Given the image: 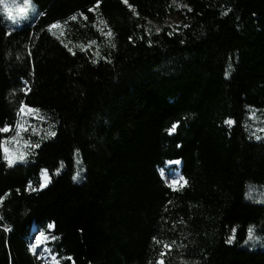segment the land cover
Here are the masks:
<instances>
[{
    "label": "trees",
    "instance_id": "16d2710c",
    "mask_svg": "<svg viewBox=\"0 0 264 264\" xmlns=\"http://www.w3.org/2000/svg\"><path fill=\"white\" fill-rule=\"evenodd\" d=\"M5 1L0 264H43L40 232L58 264H264L247 243L251 229L264 240V203L248 197L264 187V132L247 129L264 110V0H30V20ZM61 22L99 60L50 31ZM25 107L48 111L56 137L10 165L3 129ZM168 162L182 187L161 177Z\"/></svg>",
    "mask_w": 264,
    "mask_h": 264
},
{
    "label": "rangeland",
    "instance_id": "374dc122",
    "mask_svg": "<svg viewBox=\"0 0 264 264\" xmlns=\"http://www.w3.org/2000/svg\"><path fill=\"white\" fill-rule=\"evenodd\" d=\"M4 3L10 4L11 9H14V5L18 7V11L24 13L25 19L30 20L33 17L31 9H27L29 6H33L30 0H7ZM3 13L6 15L9 12L4 6L0 7ZM183 12L178 15L171 16L167 25L170 27H177L182 22ZM67 22L56 23L50 27V31L55 35L61 37L67 41V45L74 48L91 49L94 52V57L99 60L100 46L92 41L86 43H76L73 40H69V32L67 31ZM144 25L147 29L159 30V27L151 20L146 19ZM92 27L101 37H103L105 44L111 45L113 36L110 30L107 28L104 22L97 21L92 23ZM57 124L53 121L52 116L48 111H44L37 108L25 107L21 110L17 125L14 128L6 127L3 129V133L6 135L3 151L6 159L10 165L17 163H27L29 155L34 146H39L41 143L49 142L55 139ZM249 133L255 138H259L264 132V110L249 109V122L247 127ZM84 170L79 165V160H75V174L73 176V182L80 184L83 181L81 173ZM159 173L165 183L173 188L177 189L183 186L184 178L181 175V164L176 162H168L165 169L159 170ZM42 188H45L51 181L46 172L41 176ZM249 199L264 203V187H251L248 195ZM46 238L41 232L37 234L33 244L32 250L39 255L43 260V264H58L57 261L50 256L45 247ZM247 243L252 249L264 250V240L258 237L251 229Z\"/></svg>",
    "mask_w": 264,
    "mask_h": 264
}]
</instances>
